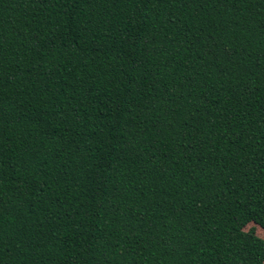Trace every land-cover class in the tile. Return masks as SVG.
Masks as SVG:
<instances>
[{"label":"trees","instance_id":"obj_1","mask_svg":"<svg viewBox=\"0 0 264 264\" xmlns=\"http://www.w3.org/2000/svg\"><path fill=\"white\" fill-rule=\"evenodd\" d=\"M264 0H0V264H264Z\"/></svg>","mask_w":264,"mask_h":264},{"label":"rangeland","instance_id":"obj_2","mask_svg":"<svg viewBox=\"0 0 264 264\" xmlns=\"http://www.w3.org/2000/svg\"><path fill=\"white\" fill-rule=\"evenodd\" d=\"M244 230L245 232L255 235L264 240V230L255 223H250Z\"/></svg>","mask_w":264,"mask_h":264}]
</instances>
